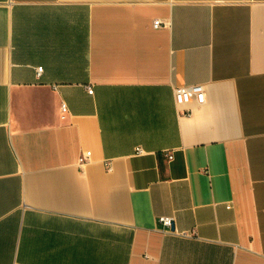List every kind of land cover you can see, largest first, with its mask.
Segmentation results:
<instances>
[{
    "label": "crops",
    "instance_id": "obj_1",
    "mask_svg": "<svg viewBox=\"0 0 264 264\" xmlns=\"http://www.w3.org/2000/svg\"><path fill=\"white\" fill-rule=\"evenodd\" d=\"M0 264H264V0H0Z\"/></svg>",
    "mask_w": 264,
    "mask_h": 264
},
{
    "label": "built area",
    "instance_id": "obj_2",
    "mask_svg": "<svg viewBox=\"0 0 264 264\" xmlns=\"http://www.w3.org/2000/svg\"><path fill=\"white\" fill-rule=\"evenodd\" d=\"M162 26V22L160 20H157L154 22V27L158 28ZM39 72L43 71V67H40ZM89 93H93V89L92 88H88ZM193 97H195L197 103L199 105H202L206 102V90L205 87L203 85H192V86H181L178 87L175 90V99L176 102L179 106L181 105H188L189 103H191ZM62 112L65 113L67 112V105L66 104H62ZM185 115H190L192 114V110L189 108H186L183 112ZM139 154L144 153V151L139 148L137 149ZM91 151H86L84 153H82V155L79 158V164L85 165L87 164L90 159H91ZM169 158L172 159V156H170ZM160 222L162 223L163 227L166 229H170L172 228L173 224H174V219L172 217H161Z\"/></svg>",
    "mask_w": 264,
    "mask_h": 264
},
{
    "label": "water",
    "instance_id": "obj_3",
    "mask_svg": "<svg viewBox=\"0 0 264 264\" xmlns=\"http://www.w3.org/2000/svg\"><path fill=\"white\" fill-rule=\"evenodd\" d=\"M172 228H173V226H172Z\"/></svg>",
    "mask_w": 264,
    "mask_h": 264
}]
</instances>
